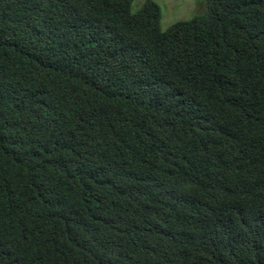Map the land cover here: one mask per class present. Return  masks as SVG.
Listing matches in <instances>:
<instances>
[{
  "label": "trees",
  "instance_id": "obj_1",
  "mask_svg": "<svg viewBox=\"0 0 264 264\" xmlns=\"http://www.w3.org/2000/svg\"><path fill=\"white\" fill-rule=\"evenodd\" d=\"M133 2L0 0V264H264V0Z\"/></svg>",
  "mask_w": 264,
  "mask_h": 264
},
{
  "label": "rangeland",
  "instance_id": "obj_2",
  "mask_svg": "<svg viewBox=\"0 0 264 264\" xmlns=\"http://www.w3.org/2000/svg\"><path fill=\"white\" fill-rule=\"evenodd\" d=\"M161 8V27L167 29L179 20L191 19L206 9V0H155ZM145 0H134L132 10L141 8Z\"/></svg>",
  "mask_w": 264,
  "mask_h": 264
}]
</instances>
